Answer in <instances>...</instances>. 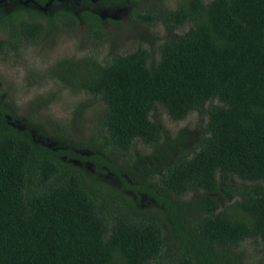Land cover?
<instances>
[{
	"label": "trees",
	"instance_id": "trees-1",
	"mask_svg": "<svg viewBox=\"0 0 264 264\" xmlns=\"http://www.w3.org/2000/svg\"><path fill=\"white\" fill-rule=\"evenodd\" d=\"M76 1L93 0L0 2V56L79 27L107 44L102 18ZM121 1L150 26L191 27L163 42L158 60L142 47L110 60L67 57L45 78L86 97L77 112L88 102L96 111L94 165L119 168L112 159L138 141L155 148L136 158L141 174L127 185L136 198L107 205L110 193L72 163L78 155L14 125L0 97V264H239L245 240L264 242V0H183L175 10ZM160 108L175 121L207 116L191 157L162 162ZM144 195L157 210L142 206Z\"/></svg>",
	"mask_w": 264,
	"mask_h": 264
},
{
	"label": "rangeland",
	"instance_id": "rangeland-1",
	"mask_svg": "<svg viewBox=\"0 0 264 264\" xmlns=\"http://www.w3.org/2000/svg\"><path fill=\"white\" fill-rule=\"evenodd\" d=\"M181 1L164 0V4L175 10ZM74 4L76 6L71 7H75V10L91 9L99 14L109 35L107 44L98 48L79 27L77 36L62 33L49 45L28 46L17 53H9L5 58L0 56V97L14 125L29 129L37 142L62 151L66 156L69 151L78 155L73 157L72 163L80 166L106 193H110L106 204L115 206L119 204L121 196L125 200L136 198L134 191L127 187L135 186L141 174L136 158L152 155L155 148L138 141L131 155L112 157L119 168L107 164L102 167L94 165L87 158L99 152L96 146H89L95 130L92 127L98 119L96 111L88 110V102L82 111L77 112V107L86 97L76 96L58 82L46 79L45 71L62 58L96 54L100 60H110L115 54H126L139 47L151 51L154 59L158 60L160 45L185 34L191 24L179 29L167 28L163 23L150 26L146 21L134 18L127 3L121 0L115 3L93 0L90 5H80L76 1ZM95 105L97 102L93 103V107ZM158 114L163 128L158 146L159 153L163 154L162 162L168 164L183 152L191 157L206 136L207 116L192 112L185 119L175 121L162 108ZM58 128L66 130L68 134ZM166 143L172 151L165 150ZM142 206L154 211L158 208L148 195L143 196ZM236 249L234 254L239 264H264L263 241L247 239Z\"/></svg>",
	"mask_w": 264,
	"mask_h": 264
},
{
	"label": "water",
	"instance_id": "water-1",
	"mask_svg": "<svg viewBox=\"0 0 264 264\" xmlns=\"http://www.w3.org/2000/svg\"><path fill=\"white\" fill-rule=\"evenodd\" d=\"M3 0H0V2H2Z\"/></svg>",
	"mask_w": 264,
	"mask_h": 264
}]
</instances>
